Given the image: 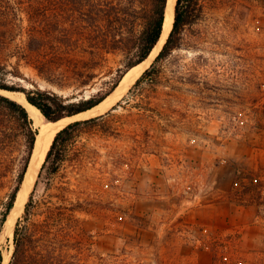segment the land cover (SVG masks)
I'll return each mask as SVG.
<instances>
[{"label":"rangeland","instance_id":"obj_1","mask_svg":"<svg viewBox=\"0 0 264 264\" xmlns=\"http://www.w3.org/2000/svg\"><path fill=\"white\" fill-rule=\"evenodd\" d=\"M201 5L157 84L131 91L164 44L108 117L78 129L50 182L39 178L44 160L13 233L0 228V264L11 263L34 191L26 231L41 236L26 235L30 255L52 248L76 264H264V0ZM121 59L111 56L109 68ZM21 72L11 84L51 88L25 62ZM12 168L0 180V210Z\"/></svg>","mask_w":264,"mask_h":264},{"label":"trees","instance_id":"obj_2","mask_svg":"<svg viewBox=\"0 0 264 264\" xmlns=\"http://www.w3.org/2000/svg\"><path fill=\"white\" fill-rule=\"evenodd\" d=\"M201 2L177 0L168 41L131 91L144 83L159 82L163 73L161 63L182 47L185 28L198 21L203 11ZM168 3L169 0H0V91L23 92L47 122L95 108L119 87L132 68L148 59L162 37ZM111 56H122L120 66L109 68ZM12 59H16V64L9 70ZM22 62L31 66L51 88L37 83L29 89L11 84L10 76L24 77ZM113 110L74 121L60 130L39 178L46 173L50 182L52 175L60 171L78 129L103 121ZM38 132L27 108L0 92V180L7 178L16 166L14 185L0 210V228L5 226L15 207ZM37 206L34 191L16 224L15 251L10 264H76L52 248L47 253L35 250L28 254L24 242L29 234L26 230ZM31 234L28 237L31 241L41 236L37 231Z\"/></svg>","mask_w":264,"mask_h":264},{"label":"bare ground","instance_id":"obj_3","mask_svg":"<svg viewBox=\"0 0 264 264\" xmlns=\"http://www.w3.org/2000/svg\"><path fill=\"white\" fill-rule=\"evenodd\" d=\"M175 3H176V0H169L168 7H167L165 27H164L165 31L159 43L156 45V47L154 48V50L152 51L148 59H146V61L142 62L138 66L132 68L128 72V74L124 77V79L121 82V85L117 88V90L113 92L103 103L96 106L95 108L88 110L87 112L78 114L74 116L73 118L66 117L57 122H49V121L47 122L42 112L36 106L28 102L25 94L20 93V92L13 93V92L0 91L18 100L20 103H22L27 108L31 118L34 120L35 125L41 126L44 131L42 136L41 135L38 136L36 149H35V152L33 153L34 157L32 158V161L30 163L28 172L25 177L24 184L21 188V191L18 194L15 208L12 211V213L9 215L8 220L6 222V225L8 226V229L11 233H13V227L17 221V218L19 217V215L22 213L24 209L25 203L29 196V192L35 181L36 175L38 171L40 170V167L42 166L57 133L60 130H62V128H64L66 125L76 120L77 118H80V117L89 118L92 116H97V115L103 114L104 112H106L108 109L111 108V106L115 103L114 102L115 99L117 100V98L122 95V92L126 90L138 78V76L142 73L144 69L143 66L152 59V57L157 53L158 49L165 43L170 31L172 30L173 24H174ZM35 154L37 156H40L39 164H36V161L34 160Z\"/></svg>","mask_w":264,"mask_h":264},{"label":"water","instance_id":"obj_4","mask_svg":"<svg viewBox=\"0 0 264 264\" xmlns=\"http://www.w3.org/2000/svg\"><path fill=\"white\" fill-rule=\"evenodd\" d=\"M176 3H177V2H176ZM175 15H176V4H175V8H174V21H175ZM164 27H165V26H164ZM173 27H174V24H173ZM173 27H172V30H173ZM172 30L170 31V33H169V35H168V37H167L165 43L168 41V39H169V37H170V35H171ZM164 31H165V29L163 30V33H164ZM162 35H163V34H162ZM165 43H164V45H165ZM127 74H128V73H127ZM127 74H126V75H127ZM126 75H125V76H126ZM123 79H124V78H123ZM120 85H121V83H120ZM120 85H119V86H120ZM116 90H117V89H116ZM116 90H115V91H116ZM115 91H114V92H115ZM6 92H11V91H6ZM28 102H29V101H28ZM86 112H87V111H86ZM100 115H102V114H100ZM97 116H99V115H97ZM73 117H74V116H72V117H68V118H73ZM93 117H96V116H93ZM93 117H91V118H93ZM86 119H89V118H86ZM74 121H77V120H74ZM74 121H72V122H74ZM72 122H70V123H72ZM70 123H69V124H70ZM69 124H68V125H69ZM66 126H67V125H66ZM66 126H65V127H66ZM36 127H37V129L39 130V132H38V136H40V135L42 136V135H43V132H44L43 129H42V127H41V126H36ZM65 127H64V128H65ZM62 129H63V128H62ZM37 139H38V138H37ZM36 144H37V142H36ZM35 149H36V146H35ZM49 150H50V149H49ZM41 151H42V150H41ZM41 151H40V152H41ZM34 152H35V150H34ZM33 157H34V154H33ZM33 157H32V158H33ZM34 160L36 161V164H39L40 156H37V155L35 154V159H34ZM31 161H32V160H31ZM27 172H28V171H27ZM24 181H25V180H24ZM23 184H24V183H23ZM22 186H23V185H22ZM21 188H22V187H21ZM20 191H21V190H20ZM14 208H15V207H14ZM14 208H13V210H14ZM13 210H12V211H13ZM11 213H12V212H11ZM11 213H10V214H11Z\"/></svg>","mask_w":264,"mask_h":264}]
</instances>
